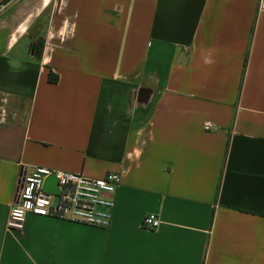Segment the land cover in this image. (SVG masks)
<instances>
[{"label": "crops", "instance_id": "obj_1", "mask_svg": "<svg viewBox=\"0 0 264 264\" xmlns=\"http://www.w3.org/2000/svg\"><path fill=\"white\" fill-rule=\"evenodd\" d=\"M257 1L0 0V264H264ZM35 165L118 173L110 225L8 229Z\"/></svg>", "mask_w": 264, "mask_h": 264}, {"label": "built area", "instance_id": "obj_2", "mask_svg": "<svg viewBox=\"0 0 264 264\" xmlns=\"http://www.w3.org/2000/svg\"><path fill=\"white\" fill-rule=\"evenodd\" d=\"M257 10L264 12V0L257 1ZM214 127L211 121L203 123L206 131ZM119 183L120 175L116 172L92 177L45 166L22 167L6 227L21 229L26 214L31 213L106 228L111 223L114 193ZM159 223L157 215L148 212L141 224L143 228L151 230Z\"/></svg>", "mask_w": 264, "mask_h": 264}, {"label": "trees", "instance_id": "obj_3", "mask_svg": "<svg viewBox=\"0 0 264 264\" xmlns=\"http://www.w3.org/2000/svg\"><path fill=\"white\" fill-rule=\"evenodd\" d=\"M47 80L50 82H56L57 81V76L52 74L51 71H48L47 73Z\"/></svg>", "mask_w": 264, "mask_h": 264}]
</instances>
